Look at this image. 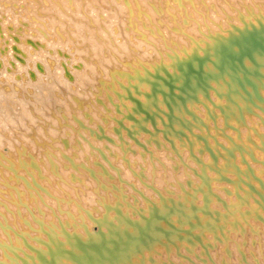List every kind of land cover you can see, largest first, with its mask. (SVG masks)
<instances>
[{
	"label": "bare ground",
	"instance_id": "obj_1",
	"mask_svg": "<svg viewBox=\"0 0 264 264\" xmlns=\"http://www.w3.org/2000/svg\"><path fill=\"white\" fill-rule=\"evenodd\" d=\"M164 1L0 0V264H264V156L238 149L247 163L232 158L233 172L246 167L261 188L238 177L245 189L233 183L236 194L228 183L236 178L204 181L205 162L189 152L193 135L212 132L205 112L218 124L208 116L218 109L212 94L229 79L243 85L237 64L264 55V38L252 30L264 29V0ZM206 66L220 72L212 91L198 73ZM159 85L194 96L177 108L197 121L193 134L168 138L165 124L174 120L162 114ZM130 104L161 117L140 124L145 113ZM59 144H73L74 154ZM242 193L255 212L247 225L231 200ZM187 213L195 229L184 224ZM67 239L83 251L63 253Z\"/></svg>",
	"mask_w": 264,
	"mask_h": 264
},
{
	"label": "rangeland",
	"instance_id": "obj_2",
	"mask_svg": "<svg viewBox=\"0 0 264 264\" xmlns=\"http://www.w3.org/2000/svg\"><path fill=\"white\" fill-rule=\"evenodd\" d=\"M167 1H169V0H167ZM164 2H163V5H164ZM18 13L22 14V12H19V11H18ZM231 20H232V22L235 21L234 19H231ZM250 21H252V19H250ZM252 30H257L256 32L262 38H264V29H262L260 27L259 28L258 27H253ZM92 31H93V29H92ZM246 34H250L249 31H247ZM190 49H191V47H190ZM256 52H259V51H256ZM238 53L240 55V52H238ZM256 58L258 59L257 62L247 61L246 60V62L244 64L239 63V64H237L238 66L236 65L237 67L235 66L236 67V71L233 74H234L235 78H237V80L241 79L243 81V85H241V83L240 84L239 83L236 84V83H234V81H231L229 79L228 81H224L222 83L223 87L222 88L220 87L219 91H217V92L215 91L216 93L212 94L214 96V98H215V101L217 102V107H218L217 114H216L217 116L213 112L209 113L208 116H210L212 118L218 117L217 118V121H218L217 122L218 123L217 126H215L214 123L211 124L210 121L208 119H206V117H204L206 115L205 114L206 112H205L203 114V118L205 120L206 127L208 129H211L212 132L201 133L200 135H193V137H191L192 138V143L194 144L193 145L194 149H193V152L192 151H189V152L191 153V155H194V156L198 155L199 156L198 157L199 161L200 162L201 161L205 162V164L207 166V169H208L207 173H205L206 171H204V172L202 171V173H204V174L201 173L202 178H203V175H204V178L206 180H208L207 179L208 177H210V178L211 177H215V179L223 181V183H222L223 185H224V180L225 179L228 182L231 179V177H232V180L234 178H236L235 180L237 181V183H236L235 180H234L235 182L234 181L231 182V180L228 182L229 184L231 183V185L234 186V188H233V186L229 187V189L230 188H231V190L233 189L232 191H234V189L236 191L237 190L236 187H238V189L242 188L241 187L242 182H243L244 185L246 184V188H248V187L250 188L251 186L255 187L257 185V183L253 184V182H252L253 179H255V180L257 179L256 178L257 176H252L251 177V173H247L249 171V169H246V167H245V169L243 168L244 169L243 171H246V173H247L246 175H245V172H243L241 170L242 173H240V171H239L240 176H238L239 174L236 176V174L233 172L234 164L232 162L233 161L232 158H234V159L237 158L239 163H243L242 159H241V156H243V159H245V157L248 158L247 154H248L249 157H250V154H251V156H253V155L260 156V157L264 156V55H261L260 53H256ZM197 60H203V61H205L207 63L211 62V59L208 56H199L197 58ZM117 67L119 69H127L126 67L124 68L123 66H118V64H117ZM199 72L202 73L205 76V78L208 80V83L205 84V89L207 91L215 90V87L221 85V84H215V81H214L215 77H219L220 76V72H219L218 69H216V68L212 69V66L211 67H207L206 66L205 70H200L199 69L198 73ZM227 75L230 76V72H228ZM46 81H48V80L40 81L38 86L41 85V84L47 83ZM159 87H160V89L158 90V93H161L162 95H164V96H162V101L164 102V107L168 111L166 113L164 111H162L163 112L162 114L168 115L167 116L168 117L167 121H168V119L169 120L173 119L174 121H176V123L181 121V122H179V124L181 123L180 127H179V130H177L178 126L173 124L174 121H172V122L169 121V122H167L165 124L167 129L164 130V131L165 132L167 131L166 133H167L168 138L172 137L173 134H175V133L177 135H182L183 134L185 136H187V134H190V133L193 134L192 128H197L196 127L197 121L194 120L195 121L194 122L193 120H190V118L188 119V121L190 123L187 122V121H184V120H187V119H185L184 118L185 116L184 115L182 116L181 112H179L177 110V108L179 106H184V102L187 101V99L190 97L191 93H188L187 91L183 90L182 87L180 88V86L178 87L176 85H175V91L176 92H174V93H172L166 87H162L161 85H159ZM256 89H259L260 98L256 97V91H255ZM191 91L195 92V89H191ZM185 92H187V94ZM153 96H154V94H153ZM172 96L175 97V99H172ZM191 97H194V96L191 95ZM154 98H155V96H154ZM188 106L194 112L196 110H197V112H199L200 108L204 109L203 107H200L198 109L193 104H189ZM128 107L132 111H134V110L137 111V109L134 108V106L131 105V104L128 105ZM157 108H158L157 109L158 113H160L159 112L160 111L159 107H157ZM85 110L87 111V108L86 109H79V111H78L79 115L80 116L82 115V117H85V116H83L84 113H85ZM136 111H134L135 114H136ZM143 112L145 113L144 115L146 116L145 117L146 120H145V118H141L143 114L140 117L138 116V115H140ZM177 113L181 114V116L179 117V115H177ZM47 114L48 113L45 112V115H47ZM137 114L136 115L140 118V120H138V122H140L141 120L144 119L143 121H141L142 123H144L145 121L147 122V118H148V121H149L151 116H152V114H154V115L156 114L155 116L161 117L159 114L157 115V113H155V112H151V114H150L149 112L142 111V112H137ZM190 115H191V113H190ZM138 117H135L133 120L138 119ZM182 117H183V121H182ZM180 118H181V120H180ZM96 120L100 121L99 118L96 119ZM246 121H249V126L248 127H247ZM138 122L137 121H133L134 124H136ZM141 122H140V124H141ZM193 122H194L193 126H190V125H192L191 123H193ZM47 123H49V124L55 123V119L53 117L47 116ZM96 123L98 124V122H96ZM171 123H172V126L175 125L177 128L176 127L174 128V126L171 127ZM183 123H185V125L187 127L185 125L183 126ZM140 124L138 123V124H136V126L135 125L134 126L136 128L138 127L137 129L139 130L141 128ZM167 124H169L170 127L167 126ZM188 126H189V128L192 131H190ZM131 127L133 128L132 124H131ZM184 127H186V128H184ZM180 128H182L183 130L180 129ZM218 128L222 129L223 131L219 132ZM135 129L133 130L134 134L136 132L138 133V130L136 131ZM21 130L25 131L27 133V135L31 133L30 132L31 130L28 128V126H24ZM187 130H189V131H187ZM157 131L160 132L161 130H157ZM177 131H179V133ZM185 131H187L186 132L187 134L185 133ZM10 132H12V131H10ZM166 133H165V135H166ZM168 133L170 135H172V136H169ZM152 135L156 136V134L154 135V133ZM41 136L44 137V134H42ZM155 141H156V139H155ZM238 142L243 144V145L239 144ZM33 144L34 143H32V139L31 138H26L25 143L23 144V147L24 148H28V150H30V148H32ZM238 144L241 145V146L238 147ZM0 146H2V150H5L7 152V146L5 144L4 145H0ZM58 147H59L58 149L62 148L64 151H67L69 154H74L73 153L74 152L73 151L74 150L73 144L72 145L69 144L68 146H64V147L60 146V144H59ZM239 148H241V150L243 149L244 151H246L247 154L244 153L243 151H241V153L242 152L244 153L242 155L240 153V151L238 150ZM35 152L36 153L39 152V149L37 148ZM246 160L247 159L243 160L244 163H247ZM220 162H221V164H220ZM197 165L199 166V162H197ZM213 172H214V175H212ZM241 174L242 175L244 174L245 176H247V178L244 177V179H247L246 181H249L252 178L251 182L249 183L250 185H248L247 183H244V179H243L244 175L241 177ZM205 175H208V177L205 176ZM248 176L251 177V178H249ZM238 177L241 178L242 182L239 180L240 178H238ZM210 178H209V180H210ZM205 179H204V181H206ZM194 180L195 181L199 180V182H200V178H198V177L194 178ZM233 183H235L236 187H235V185ZM239 183H240V185H239ZM204 184H205V182L203 183V185ZM217 184H219V183H215V185H217ZM243 184H242V186H243ZM201 186L202 185L199 186L201 188V190L198 189V188L197 189H198V191L199 190L201 191V192L199 191V193H202V191H203L202 194H204L205 192H207V189H205L204 187H203L204 189H202ZM205 186L207 187L208 185L205 184ZM243 187H244L243 189H245V186H243ZM258 187L261 188V186H258ZM122 188H124V189H122ZM122 188H121V190H125L126 189V191H127V188H125V187H122ZM253 188H250V189H253ZM259 188H256L257 189L256 191H257V194L260 193V195H261V192H258ZM189 189L193 190L192 187H189ZM262 190H263V187H262ZM253 191H255V190L253 189ZM231 193L232 192L230 191V194ZM207 194H208V192H207ZM236 194H237V191H236ZM243 194L245 195V197L249 198L248 197L249 195H247L245 193H242V195ZM242 195H239L240 197L232 195L231 200H235L234 203L236 202V204H237L238 200L239 201H240V199L242 200V201H240V203L238 201L237 206H241L240 208H242L244 210V212H243V210L241 209L244 214L241 213V215L243 217L240 216V218L242 217L241 219L244 220V223H242V224L243 225L244 224L247 225L248 221L250 219L249 216H254L255 212L246 209L245 206L249 205L248 204L249 203V199L246 198V201L248 202L247 203L244 198L242 199V197H244V195L243 196ZM262 195H261V197L263 198L264 197V193ZM130 196H132V195L130 194ZM263 200L264 199L261 200L262 203H259V202H261L260 200L258 201V205L259 206H262V204H264ZM201 201H203V197H202ZM31 203L33 205L29 209L36 210V205H34L35 203L33 202V200H31ZM207 203L211 204L212 202L210 200V203H209V201ZM243 203H247V204L242 205ZM179 204H181V203H179ZM184 205L182 204L180 206H184ZM113 208H115V207L113 206ZM199 210L200 209L198 208L197 211H199ZM233 212L234 211H232V213L230 211H228L227 213L233 214ZM227 213H226V215H227ZM190 215H189V213H187L186 216H187V219H189V217H190L192 219V222L190 221V219L189 220H185L186 216H184V220H183L184 222H187V223H184V224H188L189 227H191L192 226L191 224L197 219V217L196 218L192 217L194 215H192V216H190ZM226 215H224V216H226ZM245 216H247L248 219ZM226 217H228V216H226ZM174 220H172L173 224H175ZM183 221H180V222H183ZM218 221H220V220H218ZM175 222L178 223V221H175ZM239 222H241V220ZM189 223H191V224H189ZM94 224H96V223H94ZM179 224H180L179 226H183L182 225L183 223H179ZM177 226H178V224H177ZM186 227L187 226L185 225L184 229ZM189 227H187V228L188 229H192L193 226L191 228H189ZM172 228H173V225H172ZM182 229L183 228H179L178 229L179 231L181 230L180 233H182L184 231ZM188 229H186V231L189 232ZM193 229H195V228L193 227ZM218 229H219L218 232L220 233L222 228L221 229L218 228ZM92 230L96 231L97 230V225H92ZM186 231H184V232L187 233ZM215 231L217 233V230H215ZM223 235H224V233H223ZM69 240L70 239L65 240L66 242H64L62 244L63 253L67 254V253H69L70 251H73V250H75L77 252H82L83 251L81 248L76 246V242L73 243V242H70ZM53 248H55V247H53ZM24 257H25V255H24Z\"/></svg>",
	"mask_w": 264,
	"mask_h": 264
}]
</instances>
